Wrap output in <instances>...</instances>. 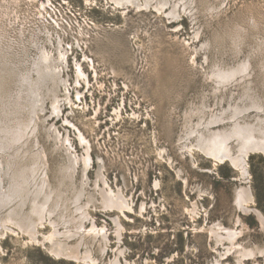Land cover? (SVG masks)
Segmentation results:
<instances>
[{
	"label": "rangeland",
	"instance_id": "rangeland-1",
	"mask_svg": "<svg viewBox=\"0 0 264 264\" xmlns=\"http://www.w3.org/2000/svg\"><path fill=\"white\" fill-rule=\"evenodd\" d=\"M170 1L169 9L158 12L113 0H0V125L14 126L16 118L31 124L26 139L47 152V163L42 155L38 159L50 176L47 190L69 221L61 238L91 250L95 264H240L234 244L213 229L224 235L226 228L236 229L237 242L264 247V228L237 196L250 189L247 206L264 214V153H250L243 175L200 151L196 132L217 114L228 121L236 113L242 120H264V0ZM60 46L69 51L64 73L70 83L77 78L75 61L89 76L70 95L73 104L61 102L75 128L65 125L62 114L50 116L49 99L45 112L22 109L16 99L29 96L21 75L42 48L57 53ZM240 69L241 75L220 82L221 71ZM35 110L42 118L32 122ZM78 129L91 143L94 161L87 170L82 159L72 181L60 139L69 136L83 157L86 143ZM10 160L0 151L6 186L2 162ZM98 174L106 187L124 194L131 211L102 206ZM79 199L85 218L76 211ZM52 232L49 224L40 229L42 236ZM76 261L52 255L22 232L0 234L1 264H88ZM243 263L264 264V257Z\"/></svg>",
	"mask_w": 264,
	"mask_h": 264
},
{
	"label": "bare ground",
	"instance_id": "bare-ground-1",
	"mask_svg": "<svg viewBox=\"0 0 264 264\" xmlns=\"http://www.w3.org/2000/svg\"><path fill=\"white\" fill-rule=\"evenodd\" d=\"M113 1L126 8L134 6L139 10L155 9L158 12H163L166 8H168L171 2L170 0ZM179 4L180 3H178V5ZM171 13H173L174 15L176 14L177 17L180 15V12L177 11H173ZM40 52L42 53L40 58L34 59L32 61V64H30V67H28V69L21 75L27 83L25 86V90L28 91L29 96L20 95L17 93V102H19L18 104L22 109H31L30 107L36 108L38 106L40 111L45 112L46 107L44 105L49 99L51 103L50 109H52L50 116L60 117L62 114L65 125L75 128V124H73L71 120H69V118H66L64 116L65 113L61 112L62 109H60V107H62V105L64 104H67V106L73 104V99L70 95L73 91L79 93L80 89L78 90V88L80 87V85H83V82L80 81V79L83 76H88L87 72L84 69L83 63L81 61H75L77 78H75V85H72L69 80L70 78L65 76L64 73V71H66L67 69V66L69 67V61L67 58L69 51L60 46L57 53L50 52L47 50V48H42ZM56 55H58V57H56ZM57 60L60 63L58 66L55 64ZM87 60H89V58L85 59V62ZM88 62L90 64L94 63L93 59L92 61L90 59ZM35 72L38 73V77L35 76ZM240 72H242L241 69L229 72L221 71V73L219 74V77H222L220 82L224 83V81L234 79L238 74L241 75ZM1 76L2 73L0 69V77ZM89 80L85 79L84 81H86L87 84ZM2 85L3 83L0 81V92L2 89ZM61 102L64 103L61 105ZM18 104L15 106H18ZM259 108L261 107L259 106ZM31 110L29 111L31 112ZM39 112L36 111L37 115H34L35 113L33 114L35 118L33 119L31 116L29 120H33L32 122H36L37 120L40 121L42 117L38 115ZM46 116L47 114H45L43 118L45 119ZM47 117L44 121L50 124L51 122L47 121ZM226 118L227 117H223L222 115L217 114L215 119L211 121L208 126H204V123H201L202 129L196 131L198 132L200 138L197 147L200 151L207 154L213 160L229 162L234 168L240 170L243 175H246L249 172L248 156L250 155V153H264L263 117L260 116L257 119V123L254 122L255 120H242L241 117H237V113L231 116V121L226 120ZM16 120H18L15 122L16 126H10L8 125L9 123L0 125V151L9 154L11 159L6 166L2 162L3 168L6 167L5 172L4 169L3 172L9 177V185L7 184L8 186H6L0 177V210L2 209L5 211L6 209L7 211L6 213H3V211L1 210L2 212H0V234L7 235V233L9 232H16L20 234L22 232L31 237V240L38 243L39 246L44 245L50 251V253L52 255L54 254L56 257H70L71 259H77V261L79 260L82 262L84 261L88 264H95V259L91 255V250L86 249L85 252H82L80 250V244L69 245L67 241H63V239L61 238L62 235H65V232L62 231L61 228L69 221L66 220L67 215L65 214V210H62L61 213L58 212V208L61 206V202L59 203L58 201L55 202V200H53L52 189L50 191L47 190L48 187L51 188L50 176L47 169L44 168L45 165H40L38 161V159L42 155L45 158L44 163H47V152L45 151V149L43 150L38 148L35 150L34 146L36 147L37 144H32L31 146L29 144V140L26 139V137H28L27 130L29 129V126L31 124H28V121H21L18 118H16ZM222 124H224L223 128L220 126L221 129L220 127L219 129H215L216 126ZM53 127L55 133L59 135L60 131L57 129V126L53 125ZM77 131L82 143H86V146H84L86 152L83 157H80V155L77 153L73 141L69 136H67L66 138H64V136H61L60 139V144L63 145L68 151L70 160V167L67 166L69 172L68 177L72 181L76 180L77 178V175L80 171L79 165L82 159L86 165L87 170L94 161L92 155L90 154L91 143L81 132V130L78 129ZM235 143L237 144V150H234ZM28 158H30L29 162L27 161ZM86 173L87 171L85 170L84 178L89 179V175L87 174V176ZM99 173H101V171H99ZM98 176L100 178L99 183H97L96 186H98L102 190V194L104 197L102 206L105 209H117L123 213H125L126 211H131L133 209L130 205L131 203L129 204L127 199L123 196L124 194L122 195V192L116 193L110 188L112 186L106 187L109 184L108 181L104 180L103 177L101 178L100 174H98ZM40 177L41 180L39 181ZM101 179L102 181L104 180V187H101ZM86 183L87 182L85 180L83 184ZM61 184H63V181L61 182ZM80 192V194L83 193V191ZM59 196H66V193ZM237 196L238 204H240L242 207H245V209L253 212L264 228V214L257 208H250L247 206V202L253 197L252 191L248 188H243L241 191L239 190ZM79 201L80 199L76 202V211L79 212L80 215H84L85 207L81 203L79 204ZM27 206L28 208L25 209V207ZM68 208L69 207L66 205V210ZM85 217H87V215L83 216V218ZM46 224H49L52 227L53 232L50 235L42 236L40 234V229ZM217 226L223 228L221 223H217ZM213 232L223 239L230 240L234 244L233 248H236L238 252V261L240 264H244L243 260L246 259V257L248 259H255L257 256L264 257V247H255L254 245L250 247L248 245H245L244 243L236 241L241 231L238 232L236 229L226 228V235L222 234L220 230L216 229H213ZM66 235L72 236L73 234L71 233V231H69V233ZM48 243L50 245H47Z\"/></svg>",
	"mask_w": 264,
	"mask_h": 264
}]
</instances>
